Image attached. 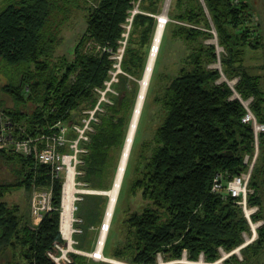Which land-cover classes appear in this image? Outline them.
Listing matches in <instances>:
<instances>
[{"label":"trees","instance_id":"16d2710c","mask_svg":"<svg viewBox=\"0 0 264 264\" xmlns=\"http://www.w3.org/2000/svg\"><path fill=\"white\" fill-rule=\"evenodd\" d=\"M73 1L14 0L0 11V73L8 77L4 90L17 105L5 112L23 136L40 135L58 121L72 120L77 110L96 104V89L105 86L113 61L109 54L97 52V48L86 50L88 42L117 51L125 33L124 25L140 3L142 13L134 18L127 48L131 60L123 62L128 72L130 64L143 61L139 50L132 47L133 30L142 29V41L147 44L157 27V20L144 14L142 5L158 0H100L89 9L88 27L76 46L73 60L63 57L55 61L62 23L55 24L53 18L63 16L66 5L76 6ZM205 3L220 46L225 50L224 72L230 80L238 79L236 91L245 101L254 99L251 108L264 122L261 77L252 75L245 64L246 50L260 48L250 6L235 0ZM178 6L185 9L177 16L179 20L194 25L182 27L181 36L191 44L199 39L204 42L189 56L191 69L183 68L159 99L166 118L155 133L152 155L145 168L138 170L132 187L133 193L140 192L147 204L125 220L128 236L124 246L114 256H108L105 248L106 257L129 264H158L160 255L180 260L185 252L190 261L197 262L204 256L206 262L213 263L220 258L221 248L232 252L241 247L246 242L244 234L251 229L236 200L224 199L213 187L218 174L232 178L248 170L246 157L253 158L256 151L254 129L243 122L247 110L241 99L234 98L235 90L227 82L220 83L222 72L210 67L220 59L216 47L205 44L213 34L202 30V26L210 28L204 7L190 0H178ZM127 98L128 91L120 93L116 105L109 107L92 137L82 170L84 179L96 188H102L114 153L124 148L130 125ZM30 103L36 107L28 115L23 107ZM260 142L261 154L250 184L255 189L249 196L250 206H262L264 134ZM0 160V172L4 167L15 170L19 179L15 186L27 191L53 186L56 208L33 227L31 220L22 215L20 206L11 207L4 200L7 190L14 185H0V264H12L13 259H5L10 250L14 256L20 253L23 264H57L51 254L59 253V247L67 245L61 233L62 182L54 183L50 168L34 158L0 151ZM86 218L88 228L94 226L95 222L89 221V216ZM263 218L261 212L254 216L255 221ZM263 251L264 225L259 229V239L244 248L245 259L240 261L233 255L227 263L248 264ZM70 259L64 264L88 263L86 257L75 253L70 254Z\"/></svg>","mask_w":264,"mask_h":264},{"label":"rangeland","instance_id":"374dc122","mask_svg":"<svg viewBox=\"0 0 264 264\" xmlns=\"http://www.w3.org/2000/svg\"><path fill=\"white\" fill-rule=\"evenodd\" d=\"M11 1L14 0H0V11ZM168 1L169 0H158L157 3L148 2L142 5L144 14L154 17L157 20V27L147 44H144L142 41V29H139L137 31H135L134 29L132 33L134 39L132 47L139 50V54L143 57V61L139 62L138 64H130L131 71L128 72H126L123 67L126 74L122 75L123 77L120 84L118 85V90L120 88V93L122 92L123 94L125 93V91H128L127 101L130 104V123L141 89V81L143 80V77L145 75L147 63L154 48L155 35L159 24L158 18L165 11ZM242 1L249 4L251 12L253 13V23L257 31L256 33H259L258 35L260 36V48L258 50L249 48L246 50L245 64L252 75L261 77L262 85L264 88V0H239V2L236 3H240ZM73 2H75L78 7L77 5L74 6L70 3L69 5L65 6L63 16L58 15L53 18V22L55 24L62 23V26L60 27V29H58V31L60 32V42L56 46L54 55L55 61H60L63 57H67L69 60H73L76 46L88 27L87 19L89 16V9L91 6L94 7L95 5H97L100 0H74ZM190 3L202 5L210 23V28L202 26V30L213 34V37L206 40L205 44L214 45L220 59L217 63L212 64L210 67L219 69L222 72L220 83L227 82L235 90L234 98L239 99L241 96L236 91L238 79L230 80L224 72L222 65V56L225 53V50L220 46L219 37L205 0H190ZM184 11L185 9L183 10L178 6V0H171V4L168 7L169 22L166 26L164 37L160 46V51L157 57L151 85L148 91L143 114L136 135V142L133 146L132 154L127 168L128 171L126 172V176L124 179L125 182L121 189L119 201L115 210V214L113 216V220L111 222V228L109 232H107V239L103 250L105 252L106 248V254L108 256H114V252L118 248L124 246V244L126 243L128 229L124 223L125 220L130 216L131 213L135 211L140 212L147 204L143 200L140 192H137L136 194L133 193L132 187L137 176H139L138 170L140 171L141 169L143 170V168H145L149 158L152 155V149L154 147L153 139L155 133L157 129L163 124V121L166 118V112L159 99L164 97L166 90L169 88L173 80L180 74L183 68H187L188 70L191 69V65L189 64V56L192 51L200 45V43L204 42V39H199L198 42L191 44L188 42V40H186L185 37L181 36L180 30L182 27H194V25L185 21H181L177 17ZM90 44L91 42H88L86 44V50L92 49V47H89ZM129 45L130 42H128L127 45L128 49L130 47ZM128 54L129 52H127L126 49V54L124 57L125 62L126 60H131V56H128ZM7 84H9L8 77L5 75V73H0V110L3 111L10 109L14 110L15 108H17V105L13 101L11 96L8 95L4 90V87ZM253 101L254 99L251 98L246 102L251 103L252 105ZM35 107L36 106L33 105V103H30L28 106L23 107V111L28 115H31ZM108 109L106 113H108ZM81 110L82 109L77 110L74 114H78ZM258 148L260 157L261 142L259 143ZM123 150L114 153V159L112 160L111 166L107 170L106 176L101 183L102 188H96L94 187V184H89L84 179V171V174L81 177V180L87 183L86 189L88 188L96 191V193H94L93 195H83L84 199L82 202L77 203L78 209L77 211H75L74 215L75 219H82V217L85 218V223L83 222L80 227L77 226L78 228H81L82 233L77 234L74 239L77 242L75 248L79 251V253L75 254L86 257L89 260L87 264H129L127 262H122L106 257L105 254L104 257L112 259V261L103 258L99 259L98 262H96L93 260L92 256V254H94L98 248L97 246L102 235V227L105 222L106 212L109 205V197L104 194V191L110 190L113 187ZM259 157L257 159V163L259 161ZM249 169L250 168L248 166V170L245 172H248ZM2 170L4 173L2 171L0 172V185H14L7 190L4 200L11 207H14L16 205L20 206L22 215H24V217L29 221L31 220L32 226L35 227V225L33 224L34 217L32 213V200L34 194L33 192L37 188L33 187L32 190L27 191L25 188L15 186V184L19 181L18 177L16 176L15 170L12 171L11 169L5 167ZM253 173L254 170L252 172V175ZM94 182L97 183L98 181L95 180ZM250 187L251 191L255 192V189L252 186ZM261 191L262 206H260V212L264 217V185ZM87 216H89V221L92 220L93 222H95L94 226H92L91 228H88L89 222L86 218ZM262 221H264V218ZM253 234L254 232L252 231V229H250V232H246L244 234V237L246 235V242L241 247L232 252H227L223 248H221L220 258L213 263L206 262L204 256H202L197 262L190 261L188 259V253L185 252L184 257L180 260L172 259L166 255H160L158 258V264H228L227 260H229L233 255H237L240 261H243L245 259V255L243 254L244 248L249 247L259 239L258 234L256 239L253 241ZM5 259L7 261L13 259L12 264L24 263L20 253H17V256H14L13 250H10L6 254ZM3 264H6V262H3ZM248 264H264V251L258 257H252L249 260Z\"/></svg>","mask_w":264,"mask_h":264},{"label":"built area","instance_id":"2783aa9c","mask_svg":"<svg viewBox=\"0 0 264 264\" xmlns=\"http://www.w3.org/2000/svg\"><path fill=\"white\" fill-rule=\"evenodd\" d=\"M236 1V0H235ZM236 2H239L237 0ZM142 13L140 3L131 12L130 18L124 25L125 33L120 41V48L116 51L109 46H100L91 42L89 47L97 48V52L109 54L113 61V68L110 71V77L105 82V86L96 89L97 102L94 105L81 108L82 110L74 115L70 121H58L50 125L46 132L36 136H23L18 132V125L11 116L0 110V151H13L27 158H34L39 164L46 165L51 170L52 181L55 183L61 181L63 184L62 199V216H61V233L63 239L67 242L65 247H59V253L51 254L52 259L57 264L70 262L71 253H79L75 248L76 241L74 237L81 234L80 225L83 219H75L71 224L70 232L65 233L62 228L63 211L65 205L66 190L73 186V208L74 215L77 211V203L83 201V195H93L96 191L86 189L87 183L81 180L84 172L82 167L86 165V156L90 153V144L92 137L97 131V126L102 121V117L106 114L107 109L116 105L120 96L118 85L121 82L122 75L126 74L123 69V61L126 54L127 45L133 28L134 18L137 14ZM247 113L243 122L249 124L254 129L255 134V155L252 158L248 156L245 160L249 166L248 172L229 178L224 174H218L214 181L213 191L223 195L224 199L232 197L236 203L242 208L247 218L250 228L254 232L253 241L259 234V229L264 225V221H255L254 216L260 212V206H250L249 196L251 191L252 172L259 157L260 137L264 134V122H261L251 108V103L246 102L241 97ZM32 213L34 222L38 226L47 213L56 210L53 199L54 189L51 187L37 188L33 192ZM111 228L103 224V230L109 232ZM246 237V235H245ZM97 254H92V256ZM104 256V250L102 251ZM229 256V255H228ZM227 256V257H228ZM97 260L103 258H96Z\"/></svg>","mask_w":264,"mask_h":264},{"label":"bare ground","instance_id":"6f19581e","mask_svg":"<svg viewBox=\"0 0 264 264\" xmlns=\"http://www.w3.org/2000/svg\"><path fill=\"white\" fill-rule=\"evenodd\" d=\"M170 4H171V0L168 1L165 11L158 18L159 24H158L157 32L155 35L154 48L150 56V59L147 63L145 75L143 77V80L141 81V89H140L139 96L136 102L134 114H133V117L130 123L129 132L127 135L125 147H124V150L121 156V161L118 167V171H117V175H116L113 187L110 190L104 191V194H106L109 197V205L107 208L104 224L109 227L113 220V216L115 214V210H116V207L119 201L121 189L124 183V179L126 176V172H127L130 157L132 154L133 146L136 140V135H137L141 117L143 114L145 102L147 99L148 91L151 85V80H152L153 73L155 70L157 57L160 51V46H161V43L164 37L166 26L169 22L168 7L170 6ZM73 191H74L73 186H70L66 190V196H65V205H64L65 210L63 211V223L64 224L62 223V228L66 234L71 231L70 228H71V224H72L73 217H74ZM106 239H107V229L103 230L101 238L97 246L98 248L95 251L97 255L96 256L94 255L93 257L105 258L106 260L112 261V259H108L102 255V251H103L102 249H104Z\"/></svg>","mask_w":264,"mask_h":264},{"label":"crops","instance_id":"0c3cea01","mask_svg":"<svg viewBox=\"0 0 264 264\" xmlns=\"http://www.w3.org/2000/svg\"><path fill=\"white\" fill-rule=\"evenodd\" d=\"M34 222V221H33ZM35 226H37L36 224H35V222L33 223ZM93 260L94 261H96V262H98V260L97 259H95V258H93ZM89 261V260H88Z\"/></svg>","mask_w":264,"mask_h":264},{"label":"water","instance_id":"95a60500","mask_svg":"<svg viewBox=\"0 0 264 264\" xmlns=\"http://www.w3.org/2000/svg\"><path fill=\"white\" fill-rule=\"evenodd\" d=\"M103 250V249H102Z\"/></svg>","mask_w":264,"mask_h":264}]
</instances>
